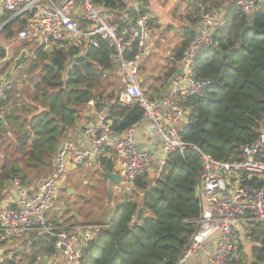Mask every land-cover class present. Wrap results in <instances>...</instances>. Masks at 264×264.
<instances>
[{"label": "trees", "instance_id": "trees-1", "mask_svg": "<svg viewBox=\"0 0 264 264\" xmlns=\"http://www.w3.org/2000/svg\"><path fill=\"white\" fill-rule=\"evenodd\" d=\"M184 3L190 25L182 30L180 43L161 68L163 73L154 81L144 75L141 90L148 100H158L195 36L199 14L224 12L226 23L214 33L215 45L197 60V77L212 84L205 95L181 100L186 119L179 136L214 160L242 162L241 149L264 128V0L250 15L243 14L234 0ZM94 4L125 38L138 15L150 10L151 0H94ZM156 19L147 22L151 31L158 29ZM22 27L21 22H9L0 33L8 43ZM23 45L20 50L27 49ZM135 53L132 47L125 58ZM4 55L0 47V59ZM115 56V48L107 41L98 40L97 48H86L84 40L67 42L51 55L29 54L8 80L10 89L0 100V202L11 191L13 180L27 188L31 176L50 174L62 141L71 140V134L93 113L89 101H94V109L105 110L114 134H122L140 120L142 110L137 103L118 101L124 82L114 84ZM70 61L75 62L72 69L67 67ZM12 64L13 60L1 70L7 78ZM96 163L102 175L114 171V159L108 156L97 158ZM201 171L199 157L185 149L170 154L153 175L147 172L138 177L112 215L96 223L99 231L83 249L81 264H177L197 231L201 203L196 188ZM243 179L251 183L247 176ZM132 221L141 225L131 226ZM248 230L244 240L249 264H264V229L252 221ZM29 238L19 244L14 260L7 264H30L37 255H57L52 237L32 234ZM242 242L238 240L240 262L229 264H242Z\"/></svg>", "mask_w": 264, "mask_h": 264}, {"label": "built area", "instance_id": "built-area-1", "mask_svg": "<svg viewBox=\"0 0 264 264\" xmlns=\"http://www.w3.org/2000/svg\"><path fill=\"white\" fill-rule=\"evenodd\" d=\"M262 2L234 0L235 6L245 15L252 14ZM0 7L8 15L3 25L23 23L8 43L0 45L5 53L0 59V100L10 89L8 78L1 70L13 60L17 48L18 53L27 50L28 56L36 51L51 55L67 42L84 40L86 48H97L98 40H102L115 48L116 56L112 60L124 78L119 103H137L142 110L138 122L122 134H114L105 110L94 109V101H89L87 106L96 119V124L84 131L89 147H79L71 140L62 141L49 176L32 190L21 187L17 179L13 180L12 203L0 207V264L13 261L15 249H20L19 244L29 240L32 234L52 237L57 255L52 258L37 255L30 264H42L43 260L56 264L57 258L63 264H81L83 249L100 227L87 226L75 233L54 227L45 217V211L54 205L55 191L68 166L92 167L97 164V158L108 156L114 159L116 171L113 172L132 184L148 172V165L156 153V163L161 168L170 154L185 149L194 151L202 163L196 188L201 213L195 221L197 231L177 264H189L191 260L202 264L239 263L235 243L241 219L247 217L264 229V128L253 143L241 149L244 160L238 163L214 160L186 145L179 136L186 119L181 100L205 95L212 84L197 77V60L205 49L215 45L213 35L226 23L224 12L209 10L200 14L195 36L179 63L180 74L174 75L171 85L158 100L151 101L143 94L140 81L142 53L152 32L147 28L150 10L138 15L123 38L95 6L94 0H0ZM134 8L137 10L135 4ZM23 44L33 45L32 49L20 50ZM132 47H136V53L125 58L126 54H131ZM74 64L70 61L68 69ZM140 133L148 140L158 139L160 151L157 152L150 141H140L137 138ZM244 176L251 180L250 184L244 183ZM140 225L141 222H131V226Z\"/></svg>", "mask_w": 264, "mask_h": 264}, {"label": "rangeland", "instance_id": "rangeland-1", "mask_svg": "<svg viewBox=\"0 0 264 264\" xmlns=\"http://www.w3.org/2000/svg\"><path fill=\"white\" fill-rule=\"evenodd\" d=\"M185 7L184 0H151L150 19H158V29L153 30L148 35V39L151 41V53H148L146 47L144 48L141 61L144 67L140 72V77H144L149 72V80L154 81L153 77H158L163 73L161 68L165 65L173 49L180 43L182 30L190 25L189 20L186 18ZM7 19L8 15L3 13L0 7V28L4 24L2 22ZM5 40L0 33V45L6 44ZM23 46L30 51L33 45L24 44ZM120 72L119 69L115 71L113 77L116 82L114 84H123V77L118 74ZM156 160L157 153L148 165V173L150 175H153L157 170ZM114 171H116L115 165ZM47 174L41 175L39 173L40 178L35 177V175L31 176L32 182L28 183L26 187H34L41 183L49 176ZM102 176V169L97 164L92 167L68 166L60 179L59 187L55 191L53 207L45 211L47 221L51 224L72 225L82 223L83 225L97 226L96 223L101 217L112 215L114 208L121 202L123 194L131 190L132 184L122 180L121 183L116 185L117 189L113 185L111 186L112 192L109 195ZM8 198H10V193L2 196L0 207L3 206L2 200L5 202ZM59 206H63L64 210L66 209L65 214L63 210H59ZM78 215L80 219H78ZM248 231L246 227L239 226L235 243L237 255L238 240L240 238L244 240ZM33 239L35 240L36 238L34 237ZM243 249L244 247L240 252L243 258L242 264H249L248 244L245 253ZM29 253L32 254L33 250H30ZM55 262L56 264H63L59 258Z\"/></svg>", "mask_w": 264, "mask_h": 264}, {"label": "crops", "instance_id": "crops-1", "mask_svg": "<svg viewBox=\"0 0 264 264\" xmlns=\"http://www.w3.org/2000/svg\"><path fill=\"white\" fill-rule=\"evenodd\" d=\"M150 45H151V41L150 39L147 38L146 40V49L148 51V53H151V48H150ZM22 52V51H21ZM20 52V54H21ZM16 53H18V48L16 49L15 51V56L13 58V64H12V67L14 65V61L20 56V54H17L16 56ZM143 64V63H142ZM142 67H144V65H142ZM12 69V68H11ZM10 73V72H9ZM119 76L121 74V77H123L122 73H118ZM150 73H146V76H149ZM124 79V78H123ZM146 80L145 77H140V81L141 83ZM124 82V80H123ZM89 118L83 120V122L80 124L79 128L76 129L72 134H71V141L74 142L77 146L79 147H83V148H88L89 147V144L86 140V137H85V134H84V131L86 128L88 127H91L93 125L96 124V119L94 118L93 116V113L88 114ZM137 138L140 140V141H150L151 144H153V146H155V148L157 149V152L160 151V142L158 141V139L154 138V139H151V140H148L145 138V136L140 133L139 136H137ZM138 140V141H139ZM96 177V176H95ZM116 189L117 187L115 185H113ZM28 190H32V187L31 188H27ZM10 193V198H8L5 202H3L2 200V203H3V206H9L11 205L12 203V199H13V194H14V190L11 188V191L9 192ZM13 193V194H12ZM83 198V197H81ZM59 210H63L64 211V214L66 213V209L64 210L63 206H59L58 207ZM74 219H76L74 216H72ZM78 219H80V216L78 215ZM64 220V219H63ZM252 223L251 220H249L247 217H243L240 221V226L242 225L243 227H246V229H249V224ZM54 227H57V228H66V229H69L70 231L72 232H80V230L83 228V227H87V226H90V225H83L82 223H79V224H72V225H64V224H52ZM239 240L242 241V239L240 238ZM241 243V242H240ZM243 251L244 253L246 252V247H247V241L246 240H243ZM238 244V243H237ZM242 246V244H241ZM20 247V246H18ZM242 257V254L240 255ZM243 259V258H242ZM25 262H22V264H24ZM189 264H202L200 263L199 261L198 262H195V261H190Z\"/></svg>", "mask_w": 264, "mask_h": 264}, {"label": "water", "instance_id": "water-1", "mask_svg": "<svg viewBox=\"0 0 264 264\" xmlns=\"http://www.w3.org/2000/svg\"><path fill=\"white\" fill-rule=\"evenodd\" d=\"M188 1L190 2V0H188ZM134 27H135V30L137 32L140 31V28L138 26H134ZM27 56H28L27 50H23L21 52L20 56L14 61V65H13V67H12V69L8 75V80L21 68V66L23 65V63L27 59ZM117 64H118V62H117ZM180 72H181V70L178 69L176 72V75H179ZM171 83H172V79L167 83L165 89H168L169 86L171 85ZM102 178H103V183L106 186L107 193L109 195L112 192L111 186L112 185L116 186L122 182V179L114 172H112L110 174H103ZM42 264H47V263L45 262V260H43Z\"/></svg>", "mask_w": 264, "mask_h": 264}]
</instances>
